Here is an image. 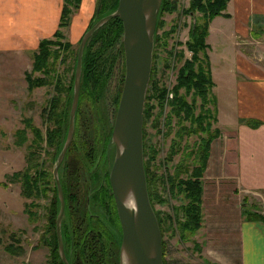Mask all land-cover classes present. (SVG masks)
Listing matches in <instances>:
<instances>
[{
    "label": "rangeland",
    "instance_id": "374dc122",
    "mask_svg": "<svg viewBox=\"0 0 264 264\" xmlns=\"http://www.w3.org/2000/svg\"><path fill=\"white\" fill-rule=\"evenodd\" d=\"M193 1L163 0L157 20L153 70L145 105V113L151 106L144 127L145 169L150 199L161 222L164 262L166 252L171 248L181 246L188 259H196L195 252L200 247L193 237L184 241L178 231L176 234L173 231L177 230L179 207L187 199L184 194H174L167 179L178 168L188 169L190 173L200 164L201 148L209 139L211 126L208 131L202 130L198 117L204 116L205 126L212 125L214 120L212 88L208 89L207 100L195 89L180 88L179 93L193 106V114L189 118L172 112L170 104L179 70L186 60L193 58L188 45L192 29L196 24L203 27L207 18L199 8L192 7ZM99 2L93 0L91 6L81 3L79 9L72 11L70 24L62 28V41L72 44L69 49L59 48L62 52L54 72L60 78V88H66L64 91L57 90L58 79L34 89L28 87L25 73L32 70L33 50L23 53L21 60L12 61L5 71L4 60L0 63V264L63 262L60 253L58 258L54 251L55 241H52L53 233L49 231L50 215L55 212L57 218L58 212L54 166L67 137L80 41L101 17L97 8ZM108 3H105V8H113L115 1ZM113 22L108 21L100 27L86 45L90 44L91 56L95 57L91 73L100 78L95 81L93 75L86 79L84 70L82 72L80 91L83 94L79 99L74 138L59 171L68 206L62 228L71 264H122L120 245L123 232L110 172L116 154L112 132L125 80L126 57L124 26L114 34L116 27L113 28ZM53 35L49 38L55 39ZM216 36L214 30L213 39L221 46L222 37ZM200 57L206 64L204 51L200 52ZM195 65L198 68V64ZM34 75L43 74L36 72ZM93 85L97 96H90L89 90H93ZM156 87L168 89L163 104ZM56 95L58 97L54 100ZM33 127L38 128L44 137L42 148L37 147L34 159L45 161V171L31 170L38 186L32 196L27 197L23 193L24 176L15 180L13 174L26 169L27 153L36 148ZM49 127L62 132V142L56 151L46 143ZM22 128L27 129L29 139L19 146L16 144L19 137L16 131ZM153 149L157 155L150 161ZM173 149L176 152L171 154ZM182 175L188 177L189 174L182 171ZM51 207L53 211L50 212ZM28 211H32V218ZM10 244L17 247L16 254L6 250Z\"/></svg>",
    "mask_w": 264,
    "mask_h": 264
},
{
    "label": "crops",
    "instance_id": "0c3cea01",
    "mask_svg": "<svg viewBox=\"0 0 264 264\" xmlns=\"http://www.w3.org/2000/svg\"><path fill=\"white\" fill-rule=\"evenodd\" d=\"M63 3L0 0L4 71L58 29ZM207 43L216 120L202 177V225L193 236L201 251L188 259L176 246L164 263L264 264V0H229L210 20Z\"/></svg>",
    "mask_w": 264,
    "mask_h": 264
},
{
    "label": "water",
    "instance_id": "95a60500",
    "mask_svg": "<svg viewBox=\"0 0 264 264\" xmlns=\"http://www.w3.org/2000/svg\"><path fill=\"white\" fill-rule=\"evenodd\" d=\"M163 0H119L117 8L91 25L81 38L74 92L65 143L54 166L61 208L57 237L64 264H71L64 247L62 220L65 195L59 171L74 138L86 45L105 23L120 17L124 26L125 80L112 132L116 154L110 181L122 226V264H164L163 235L148 190L144 154V111L153 70L157 20Z\"/></svg>",
    "mask_w": 264,
    "mask_h": 264
},
{
    "label": "trees",
    "instance_id": "16d2710c",
    "mask_svg": "<svg viewBox=\"0 0 264 264\" xmlns=\"http://www.w3.org/2000/svg\"><path fill=\"white\" fill-rule=\"evenodd\" d=\"M109 1H115L114 5L111 6L113 8H105L106 6L105 3L108 5ZM117 2L118 0H100L99 5L97 7L98 14H100L101 17H103L104 15L111 13L114 9L117 8L119 4V2L118 3ZM228 2L229 0H208V2L206 3L202 0H195L192 3V7L199 8L201 11L205 13V15H207V18H206V21L203 27L197 26L196 24L194 28L192 29L191 40L188 42V45L191 51L193 52V58L191 60H186L184 65H182V67L180 68L179 74H178V83L175 86V89L173 91V98L170 100V104L173 106L172 112H174L175 114L182 113L185 116V118L186 117L189 118V116L193 114V106L190 103H188V101L185 99L183 95L179 93V90L182 87H185L188 91L195 89L199 95L203 96L204 100L208 99V96H207L208 89L213 88L214 86V82L211 76L210 63H209L208 55H207V48H208L207 36L209 33V22L213 17L220 14L223 10L227 8ZM81 3H82V0H64L59 27L54 32V35H53L56 38L54 39V38L46 37L40 41L37 50L34 52V61L32 63V70L26 71L25 73L26 80L28 82V87L30 89H34L37 86H43V85L49 84L52 81L54 82L55 79H58V83H57L58 91H64L66 89V88L64 89L60 88V83H59L60 78H57L59 76L58 74L54 75V72L57 69L56 64L62 52L60 51L59 48L69 49L70 46L72 45L70 41H66V42L62 41V38H64L62 28L70 24L72 11L74 9H79L81 6ZM109 22L114 23L113 28L116 27L114 29V34H117L118 29L119 30L122 29L123 21L120 17L112 18L111 21L109 20ZM115 23L117 24V26L115 25ZM112 32H113V29H112ZM54 46H59V47L55 48ZM201 51H204V59L206 60V64H204L203 59H201L200 57ZM94 59L95 57L91 56V49H90V44H89V46L85 48V52H84L83 70H84L86 79L94 75V80L98 81V78L100 77L96 75L95 73L93 74L91 73L93 69V65H94ZM195 64H198V68L196 67ZM36 72H42L43 75L36 76L34 75V73ZM94 72H95V69H94ZM94 85H95V82H94ZM94 85H93V90L92 89L89 90V93L91 92L90 96L92 95L97 96L98 94L96 92L97 89L94 87ZM69 89L71 91V85H69ZM156 89L158 91L157 96L160 102L163 104L165 99L167 98L168 89L165 87H162V88L156 87ZM80 93H81L80 99H82L83 92L80 91ZM212 96H213L212 100L214 101L213 103L216 104L214 95L212 94ZM57 97L58 95L55 96L54 100H56ZM202 103H204L203 100H202ZM150 108L151 106H149V109L146 111V113L144 111V127H145V119L147 116L150 115ZM50 114H51V111H50ZM213 114H214L213 121H215L216 120V106L214 108ZM204 115H208V113H204ZM203 118H204L203 115H200V117H198V120L200 121L201 126H202V130L208 131L211 126V131H208V133L210 134L209 139L205 141L204 146L201 148V151L203 152V154H201L199 157L200 164L196 165L190 173H188L189 172L188 169L180 170L178 168L173 174H169L167 177L169 188L171 189V191L175 192L174 194L176 195L184 194L185 199H187V202L183 203L179 207V211L182 212V215H180L179 217L180 212H178L177 230L173 229L175 234L177 231L179 232L180 238L184 241H188L189 239H191L197 233L198 229L202 225V217H203L202 215V193H203L202 177L204 175V172L206 169V162L209 156L210 142H211V139L214 137V131L212 130L213 123L212 125L209 123L208 126H205L203 125ZM60 127H61V124H60ZM33 129L35 130V134H36V139L34 140V143L36 144V148L34 150L30 149L27 153L26 169L24 171L14 172L13 174V176H15V180L21 177V175L24 176L23 193L27 197H31L36 186H38V180L37 178L33 177L31 170L35 168L36 171L37 172L39 171L40 173L45 171V161L41 160L40 158L34 159V155L37 153V147L40 146V149L42 148L41 143L43 142L44 137L38 128L33 127ZM60 130L49 127L48 132H47V141H46L47 146L54 147L55 151L62 142V132H60ZM16 134H18L19 136L18 139L16 140V144H18L19 146H23L29 139L26 128L18 129V131H16ZM144 136H145V129H144ZM38 151L39 153H41V150H38ZM175 152L176 150L173 149L171 154H174ZM144 154H145V151H144ZM156 155H157V151L156 149H153V154L150 157V161L154 160L156 158ZM35 161H39V162H35ZM182 171L187 172V174H189L188 177H184L183 175L180 176V173ZM40 178L42 179L41 176ZM56 194H57V191H56ZM152 195L154 198H156L153 192H152ZM28 212L30 214V217L32 218V214H33L32 211L31 212L28 211ZM253 216L254 218L262 219V215L260 214L253 215ZM52 218H53L52 241H55L53 247H54V251L57 253V257L60 258L58 254L59 250H58V240H57V232H56V213L55 212H54V215L52 214ZM158 219L160 222V218ZM200 249L201 248L198 246L199 251H201ZM6 250L11 254H16L17 247H15L13 244H10L6 247ZM206 263L216 264V263H212L208 259L206 260ZM59 264H64V262L60 261Z\"/></svg>",
    "mask_w": 264,
    "mask_h": 264
},
{
    "label": "flooded vegetation",
    "instance_id": "af4514ba",
    "mask_svg": "<svg viewBox=\"0 0 264 264\" xmlns=\"http://www.w3.org/2000/svg\"><path fill=\"white\" fill-rule=\"evenodd\" d=\"M56 182V181H55ZM57 185V184H56ZM57 191H58V188H57ZM57 198H58V212H57V216H58V213H59V211H60V208H61V202H60V198H59V194H58V192H57ZM67 209H68V206H67V202H66V199H65V212L67 211ZM51 211H53V207H51V209H50V212ZM65 212H64V215H65ZM64 215H63V220H62V225L64 226ZM52 222H53V218H52V215H50V222H49V231L51 232V233H53V224H52ZM56 232H57V218H56ZM62 232H63V234H64V230H63V228H62ZM63 237H64V247H65V251H66V254H67V256H68V253H67V248H66V242H65V235H63ZM57 240H58V237H57ZM58 250H59V244H58ZM60 253V252H59ZM69 258V257H68ZM62 259V258H61Z\"/></svg>",
    "mask_w": 264,
    "mask_h": 264
}]
</instances>
